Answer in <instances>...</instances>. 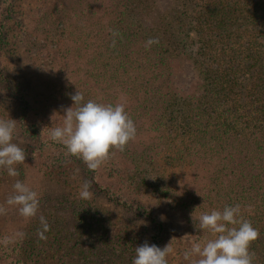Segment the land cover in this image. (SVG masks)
Returning <instances> with one entry per match:
<instances>
[{
  "label": "trees",
  "instance_id": "obj_1",
  "mask_svg": "<svg viewBox=\"0 0 264 264\" xmlns=\"http://www.w3.org/2000/svg\"><path fill=\"white\" fill-rule=\"evenodd\" d=\"M18 2L0 0V44L3 42L5 14L6 21L10 20L12 9L15 12L19 10ZM69 4L70 0L44 1L38 21L43 31L42 38L46 39L42 47L49 51L42 62L47 67L48 63L52 71L56 70L60 80L70 81L67 86L71 90V87L74 90L80 87L77 73L81 72L84 78L83 75L90 71L95 80L104 79L107 95L103 103H123L130 118L135 109L147 108L156 115L152 126L155 132L160 130L163 117L168 126L179 129L182 141L178 148L176 145V153L183 158L188 170L192 173L198 170V186L203 191L198 194V210L195 202L186 200L188 197L179 194L177 189L172 192L165 189L160 176L148 184V188L164 195L170 207L183 219L186 229L198 232V242L201 243L210 234L195 226L199 216L239 204L243 218L260 233L250 249L255 253L253 264H264V0H198V10L190 5L191 10L184 7L176 12L175 17L160 16L149 25L146 19L150 13L145 0H109L99 12L96 11L99 7L79 2L84 7L83 12L86 14L89 10L104 28L103 39L99 33L96 38L102 40L100 49L103 53L85 64L84 53L89 50L88 45L83 49L79 47L78 51L72 50L70 40L64 37L66 34L59 33L62 28L59 18L67 14ZM187 26L194 29V37L184 32ZM52 34L56 37L60 34L63 49L60 43L51 45L49 37ZM150 38L157 39L159 43L146 47ZM116 59L121 75L114 67ZM82 65L87 70H81ZM183 67H190L195 75L186 90L180 83ZM143 72H149L150 77ZM113 97L115 102L111 103ZM121 97L132 99H129L131 104L126 105ZM20 102L29 109L26 101L20 98ZM160 106L162 114L156 113ZM141 144L143 142H129L123 152L133 154L129 159L133 171L146 177L148 171L145 167L155 163L154 157L161 154L158 148L165 144L163 141L152 147L147 156L149 159L142 150L147 146L142 148ZM58 147L66 150L63 145ZM137 147L142 150L140 154ZM141 168L144 170L139 171ZM192 178L193 175L186 180L191 181ZM91 182L94 184L93 177ZM206 183L214 186L213 195L210 190H204L202 184ZM139 186L145 187L143 182ZM134 201L135 205L127 200L123 203L135 212L134 219L147 216L145 205ZM135 220L132 222H139ZM157 220L154 216L153 221ZM158 222L161 223H157L151 242L164 248L168 245L164 239L167 229L163 221ZM118 223L109 227L107 232L112 229L121 232L123 229ZM31 225H23L24 253L21 247L18 251H9L10 248L0 242V254L3 249L9 257L16 255L8 264H39L37 258L52 260L57 253L54 237L59 221L49 224L46 240L39 239L37 230L40 228ZM63 232H66L65 228ZM0 264H4V260H0Z\"/></svg>",
  "mask_w": 264,
  "mask_h": 264
},
{
  "label": "rangeland",
  "instance_id": "obj_2",
  "mask_svg": "<svg viewBox=\"0 0 264 264\" xmlns=\"http://www.w3.org/2000/svg\"><path fill=\"white\" fill-rule=\"evenodd\" d=\"M44 1L19 0V10L16 9L15 12L12 9L10 20L6 21L5 14L3 42L0 44V119L9 118L17 122L16 135L21 142L20 146L26 152V159L24 165H17L18 177H10L4 169H0V206L6 208V213L0 214L1 244L9 247V251H18L20 247L22 250L23 225L31 223V226L41 228L39 217L43 216L48 224L59 221L54 237L57 241V253L52 260L37 258L39 264H132L136 246L145 242L153 245L151 237L155 233L157 223H161L158 221H163L162 224H165L167 229L164 239L168 244L174 239L173 252L167 257L169 264H189L184 259V252L190 249L194 241L198 242V232L187 230L183 219L170 207L164 195L148 188V184H152L160 176L165 189L168 188L171 192L177 189L179 194L188 197L186 200L194 201L196 209L198 208V194L203 192L198 186V170L194 173L188 170L183 158L176 153L175 147L177 145L178 148L179 142L182 141L179 129L176 130L173 125L168 126L163 117L160 130L155 132L152 130L156 118V115H152L154 113L146 110L147 108H137L132 112L131 119L137 134L130 142H143L140 146H147L142 149L147 159L152 147L160 145L163 141L165 144L158 148L161 154L157 158L154 157L155 163L145 167L148 171L146 177L133 171L129 161L133 156L131 152L120 154L116 151L99 170L91 171L81 159L66 155V150L58 147L61 144L50 140V129L62 126L65 110L73 106L71 97L77 90H74V87H71V90L67 86L70 81L60 80L58 72L52 71L48 63L47 67L42 62L45 53L49 51L42 47L46 39L42 38L43 31L38 21ZM108 1L70 0L67 14L59 18V26L62 24L59 33L66 34L64 37L70 40V49L78 51L79 47L83 49L88 45L89 50L84 53V64L91 58L98 59L103 53V49H100V37H104V28L102 22L95 16L93 18L89 10H86V14L83 12L84 7L79 2H89L92 6L95 5V8L99 7L96 10L99 12L100 7L106 6ZM145 1L150 13L146 19L147 25L160 16L173 18L177 15L176 12H180L184 7L190 8L189 10L190 5L192 8H198V0ZM4 13L5 8L2 9V16ZM172 21L175 23V19ZM187 27L184 32L194 37V29ZM98 33L100 37L96 39ZM54 37V34L49 37L51 45L60 43V48L63 49L60 34ZM49 62L52 65L51 60ZM117 62V59L113 61L114 67L121 75ZM183 68L180 83L182 89L186 90L195 75L190 67ZM80 69L87 70L85 65L80 66ZM130 72L132 71L127 73ZM80 74L81 72L77 73V76H80V87L77 89L83 94L84 102L93 100L102 104L107 95L105 80H95L90 71L83 75L84 78ZM143 75L150 77L149 72H143ZM20 98L28 103V110L20 102ZM129 99L121 97V101H125L126 105L131 104ZM112 102H115L114 97L111 98ZM150 103H147V106ZM159 108L156 113L162 114L163 109L161 106ZM142 150L139 147L136 149L139 154ZM151 161L153 160L147 162ZM141 170L144 168L139 169ZM191 175L192 180L187 181V177ZM92 177L94 184L91 182ZM16 180L28 184L38 192L40 205L35 218L25 220L17 208L6 204L7 198L13 194ZM86 181L91 184V199H82L79 196ZM142 182L145 187L139 186ZM95 184L97 186H94ZM202 186L213 195V185L206 183ZM126 200L131 205H135L134 200L145 205L148 215L140 216V223L132 222L135 220V212L124 206ZM154 216L157 217V222L153 221ZM196 216L198 218V211ZM116 222H119L117 225L123 230L119 233L114 229L107 232ZM63 228L66 232H63ZM210 238L208 235L203 241L206 242ZM2 252L0 260H4V264L15 259L16 255L9 257L3 249ZM34 258L36 259L35 256Z\"/></svg>",
  "mask_w": 264,
  "mask_h": 264
},
{
  "label": "clouds",
  "instance_id": "obj_3",
  "mask_svg": "<svg viewBox=\"0 0 264 264\" xmlns=\"http://www.w3.org/2000/svg\"><path fill=\"white\" fill-rule=\"evenodd\" d=\"M156 43H159L157 39L150 38L146 47ZM71 99L73 106L65 110L62 126L50 129V140L63 145L66 155L81 159L89 170L97 171L116 151L123 152L136 138L134 121L123 103L84 102V96L78 89ZM16 124L9 118L0 119V169L10 177L19 176L17 165H24L26 159V152L16 135ZM90 188L91 184L86 181L79 192L80 198L91 199ZM6 204L17 208L25 220H30L37 216L40 198L28 184L16 180L13 194L7 198ZM5 213L6 208L0 206V214ZM39 219L41 228L37 235L39 239L46 240L45 233L50 230V225L43 216ZM195 226L209 233L211 238L203 243L194 241L184 252V259L189 264H253L255 253L250 249L260 233L243 218L239 204L226 206L223 211L203 213ZM172 241L164 248L147 242L136 247L132 264H168L167 257L173 252Z\"/></svg>",
  "mask_w": 264,
  "mask_h": 264
}]
</instances>
